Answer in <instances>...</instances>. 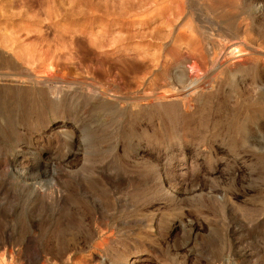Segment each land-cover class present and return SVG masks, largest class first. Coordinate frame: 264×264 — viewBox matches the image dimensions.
I'll return each instance as SVG.
<instances>
[{
  "label": "rangeland",
  "instance_id": "rangeland-1",
  "mask_svg": "<svg viewBox=\"0 0 264 264\" xmlns=\"http://www.w3.org/2000/svg\"><path fill=\"white\" fill-rule=\"evenodd\" d=\"M263 90L264 0H0V264H264Z\"/></svg>",
  "mask_w": 264,
  "mask_h": 264
},
{
  "label": "bare ground",
  "instance_id": "bare-ground-1",
  "mask_svg": "<svg viewBox=\"0 0 264 264\" xmlns=\"http://www.w3.org/2000/svg\"><path fill=\"white\" fill-rule=\"evenodd\" d=\"M207 2V1H206ZM217 3V2H216ZM209 4V2H208ZM213 4V3H212ZM211 6V5H210ZM213 6V5H212ZM183 7V6H182ZM214 7V6H213ZM217 7V5H216ZM181 8V7H179ZM215 8V7H214ZM178 10V9H177ZM179 14V13H177ZM180 16V15H178ZM214 21V20H213ZM217 23V22H216ZM227 36V34H226ZM229 36V34H228ZM208 45V44H207ZM217 45V44H216ZM219 46V45H217ZM221 48V46H219ZM223 51H225V49L227 50V53L231 55V57H237L239 55H242L243 53H247V51H245L244 49L242 50L238 44H227L225 46H223ZM215 49V47L213 48ZM210 53V59H211V65H214V66H217V65H220L221 63H218L217 62V57L214 53V55L212 54V52H210V48L209 46L207 47V49ZM212 51V50H211ZM222 51V49H221ZM218 50V52H221ZM222 51V52H223ZM252 51V50H251ZM207 52V51H205ZM217 52V50H216ZM221 52V53H222ZM208 53V52H207ZM220 54V53H219ZM225 56V55H224ZM220 57V56H219ZM218 57V58H219ZM229 56H227V59H228ZM224 58V57H223ZM222 58V59H223ZM258 58V57H257ZM207 59H208V56H207ZM225 60V59H224ZM227 62V61H226ZM209 63V62H208ZM210 65V64H209ZM222 66V65H220ZM212 67V66H211ZM210 67V68H211ZM219 68V67H218ZM218 68H215L214 69H218ZM222 68V67H221ZM192 83V82H191ZM197 83V82H196ZM193 84V83H192ZM186 84V90H188V92L190 91V94L192 92H196V90L198 89V87L200 85H195V84ZM199 84V83H198ZM262 89V88H261ZM99 90V89H98ZM183 91V90H182ZM262 91V90H261ZM264 91V90H263ZM97 93L101 94L102 91L99 90ZM193 95V94H192ZM101 96V95H100ZM106 96V95H105ZM109 96V95H108ZM188 96V95H187ZM114 97V96H113ZM139 97V96H138ZM189 97V96H188ZM110 98V97H108ZM103 99V98H102ZM111 100V99H110ZM155 102H162V101H180L177 98L173 97V95L171 94V92L167 93L166 92V95H163V96H158L156 97L155 99ZM152 103V102H151ZM118 105V104H117ZM77 127V123L75 121H71V124H69V126H58L56 127V129L54 130V133H55V136L56 138L58 139H62V143L65 142L66 138H68L69 136H71L73 138V148L66 151V157H70L71 159H75L77 161H80L79 163H83V156L86 153V141L88 139V137L81 131V130H77V132H75V128ZM50 135V134H49ZM53 136V135H52ZM69 140V139H68ZM28 144V143H27ZM27 144H21L17 147H15V149L12 151V155H11V158L7 161V170H8V173H10L11 175L13 176H16V177H19V178H22L24 181L26 180H31V175L33 176V174H35L37 176V178H42V179H52L54 178L55 176H58L59 174H62L61 172L57 174V171H56V165H59L57 164L56 162H54L52 159L51 160H48V159H41V158H38V157H34L35 156V153L33 152V150L31 149V147ZM72 144V145H73ZM190 165V164H189ZM188 163H186V161H181L178 165L175 166V169L174 170V174H176L177 176H179L180 178L182 177H185L186 175H188V171H189V167ZM103 169V168H102ZM192 169V168H191ZM190 172V171H189ZM7 173V174H8ZM106 174V173H105ZM165 174V173H164ZM63 175V174H62ZM104 175V174H103ZM65 176V175H64ZM63 177V176H61ZM59 176V179L61 178ZM187 177V176H186ZM111 178V177H110ZM170 178V177H169ZM113 179V178H112ZM110 180L111 181V184L110 186L112 187V190L114 191V193H118L120 190H121V183H120V180H117L116 178L113 179V180ZM49 181V180H48ZM57 181V180H56ZM104 181V180H103ZM65 183V182H64ZM38 184V183H37ZM53 185V184H52ZM109 185V184H107ZM53 189V186H51V190ZM56 189V187H55ZM40 189L38 188H35L33 190L34 191H39ZM47 190V189H46ZM50 190V189H49ZM41 193L43 191H40ZM47 191H45L46 193ZM40 193V194H41ZM62 193V192H60ZM50 195L51 194V191H50ZM59 195V194H58ZM111 196V195H110ZM46 197V195H45ZM52 197V196H50ZM54 197V195H53ZM221 198V197H220ZM223 198V197H222ZM35 199V198H34ZM54 199V198H53ZM46 200V199H45ZM57 200V199H56ZM224 200V199H223ZM154 215H156L155 213H152L150 214V216H142L140 217V222L141 224H143L144 228L146 231H150L151 232V225H150V222L152 221V217H154ZM155 219V218H154ZM158 219V218H157ZM139 222V221H138ZM174 229L176 228H179L181 230H183L184 226L183 225H180L177 224V225H174L173 226ZM94 230V229H93ZM6 233V232H4ZM201 253V252H200ZM171 254V253H170ZM202 254V253H201ZM200 254V255H201ZM251 253L249 254L248 251L246 252H243V256H250ZM165 258V257H163ZM171 260V258H170ZM162 262V260H161ZM164 263V262H162ZM174 263V261H173ZM224 263L225 264H238V261L233 257L231 258L230 256H227L224 260ZM167 264V263H166ZM171 264V263H169ZM222 264V263H221Z\"/></svg>",
  "mask_w": 264,
  "mask_h": 264
}]
</instances>
